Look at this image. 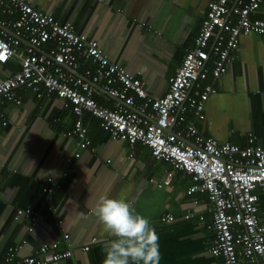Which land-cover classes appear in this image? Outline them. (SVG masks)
Instances as JSON below:
<instances>
[{
  "label": "crops",
  "instance_id": "0c3cea01",
  "mask_svg": "<svg viewBox=\"0 0 264 264\" xmlns=\"http://www.w3.org/2000/svg\"><path fill=\"white\" fill-rule=\"evenodd\" d=\"M24 1L95 40L109 62L140 79L153 98L166 92L169 77L192 47L209 2ZM251 18L264 21V0ZM45 50L43 46L38 51ZM232 56L226 72L214 82L215 94L204 103V120L195 126L219 143L244 147L251 133L262 145L264 39L240 37ZM6 64L0 65V79L17 66L13 59ZM92 68L82 58L74 74L81 76ZM99 87H92L93 98L112 107L115 100ZM15 94L20 104H3L6 125H0V259L8 247H16L20 257H30L41 244L56 240V250L63 251L61 237L66 234L71 257L55 264H220L207 252L210 205L204 193L185 194L191 184L187 175L154 161L139 144L129 157L126 144L110 139L87 113L80 120L90 145L74 158L76 140L65 133L72 129L75 117L62 100L53 95L35 98L25 88L15 89ZM46 179L57 184L52 211L41 192ZM256 195V216L264 228V194L257 191ZM24 209L37 213L33 222L26 216L14 220L15 212ZM164 214L171 215L173 222H160ZM124 218L134 227V236L120 228Z\"/></svg>",
  "mask_w": 264,
  "mask_h": 264
},
{
  "label": "built area",
  "instance_id": "2783aa9c",
  "mask_svg": "<svg viewBox=\"0 0 264 264\" xmlns=\"http://www.w3.org/2000/svg\"><path fill=\"white\" fill-rule=\"evenodd\" d=\"M260 2L209 0L192 47L185 50L169 77L166 92L153 98L140 79L109 62L98 43L76 33L69 22L59 23L24 0H0V65L13 59L18 66L0 79V125H6L3 104H20L15 89L25 88L35 98L55 96L75 117L72 129L65 133L76 140L74 158L90 145L80 120L87 113L110 139L126 144L129 157L137 144L142 145L151 159L189 177L186 195H206L211 209L206 225L211 233L207 249L211 257L218 258L220 264H264V228L256 216V192L264 194V143L258 145L251 133L246 135L244 147L219 143L204 137L195 126L204 120V103L215 94L214 82L226 72L240 37L264 39V21L251 18ZM43 46L47 50L39 52ZM82 58L93 68L78 76L73 71ZM98 85L115 100L112 107L93 98L92 87ZM56 187L46 179L41 189L49 211ZM36 215L33 210H17L14 220L26 216L33 222ZM188 217L186 214L183 219ZM159 221L169 224L173 217L164 214ZM120 228L129 236L136 233L125 218ZM61 238L63 251L56 250L58 240L41 244L30 257H20L16 247H8L0 264H55L70 259L68 235ZM82 250L87 251L88 246Z\"/></svg>",
  "mask_w": 264,
  "mask_h": 264
},
{
  "label": "trees",
  "instance_id": "16d2710c",
  "mask_svg": "<svg viewBox=\"0 0 264 264\" xmlns=\"http://www.w3.org/2000/svg\"><path fill=\"white\" fill-rule=\"evenodd\" d=\"M2 18H4V16H2ZM4 65H7V64H4ZM17 69H18V66H16V67L14 66L13 69H12V71L14 72V71H16Z\"/></svg>",
  "mask_w": 264,
  "mask_h": 264
},
{
  "label": "water",
  "instance_id": "95a60500",
  "mask_svg": "<svg viewBox=\"0 0 264 264\" xmlns=\"http://www.w3.org/2000/svg\"><path fill=\"white\" fill-rule=\"evenodd\" d=\"M6 31H7L8 34H12L10 31H8V30H6ZM73 72H75V71H73Z\"/></svg>",
  "mask_w": 264,
  "mask_h": 264
}]
</instances>
